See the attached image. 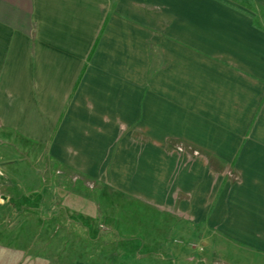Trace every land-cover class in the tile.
Here are the masks:
<instances>
[{
    "label": "crops",
    "instance_id": "crops-1",
    "mask_svg": "<svg viewBox=\"0 0 264 264\" xmlns=\"http://www.w3.org/2000/svg\"><path fill=\"white\" fill-rule=\"evenodd\" d=\"M253 1L0 0V144H36L56 164L102 182L109 170L121 190L141 191L122 187L131 156L128 174L149 173L160 204L155 161L167 186L172 160H189L173 189L199 192L192 207L219 192L211 226L263 238L264 0ZM24 251L0 246V264Z\"/></svg>",
    "mask_w": 264,
    "mask_h": 264
},
{
    "label": "rangeland",
    "instance_id": "rangeland-1",
    "mask_svg": "<svg viewBox=\"0 0 264 264\" xmlns=\"http://www.w3.org/2000/svg\"><path fill=\"white\" fill-rule=\"evenodd\" d=\"M224 1L251 10L254 5L253 0ZM133 128L124 130L137 134ZM139 134L148 132L140 127ZM139 145L140 152L147 150V143ZM36 146L14 140L0 144V246L25 250L11 256L13 264H36L40 257L49 264H264V237L237 240L211 226L219 192L192 207L199 192L173 189V179L181 178L189 160H172L173 179L167 186L160 184L165 160L155 161V180L161 182L152 184V193L160 196V204L145 189L149 173L128 174L135 161L131 156L124 161L129 166L122 187L142 186L141 191L121 190L111 183L109 170L102 182L56 164L45 147ZM144 162L154 164L148 158ZM222 173L224 180L235 178L231 166ZM195 209L206 221H196Z\"/></svg>",
    "mask_w": 264,
    "mask_h": 264
},
{
    "label": "trees",
    "instance_id": "trees-1",
    "mask_svg": "<svg viewBox=\"0 0 264 264\" xmlns=\"http://www.w3.org/2000/svg\"><path fill=\"white\" fill-rule=\"evenodd\" d=\"M246 1V0H245ZM247 1H249V0H247Z\"/></svg>",
    "mask_w": 264,
    "mask_h": 264
}]
</instances>
